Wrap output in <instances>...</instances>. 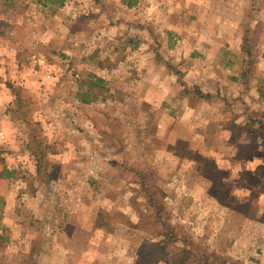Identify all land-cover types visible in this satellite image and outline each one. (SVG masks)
Listing matches in <instances>:
<instances>
[{
	"label": "rangeland",
	"instance_id": "1",
	"mask_svg": "<svg viewBox=\"0 0 264 264\" xmlns=\"http://www.w3.org/2000/svg\"><path fill=\"white\" fill-rule=\"evenodd\" d=\"M182 248L264 264V0H0V264Z\"/></svg>",
	"mask_w": 264,
	"mask_h": 264
},
{
	"label": "trees",
	"instance_id": "2",
	"mask_svg": "<svg viewBox=\"0 0 264 264\" xmlns=\"http://www.w3.org/2000/svg\"><path fill=\"white\" fill-rule=\"evenodd\" d=\"M66 0H37L38 3H40L43 6H62L65 3ZM173 232V231H172ZM172 232H166L165 237L164 238H168V240L173 241H178L181 240L182 242H186L188 240V237L186 236H176V233H172ZM159 250V249H158ZM156 250L158 253H160L162 255V253L164 252V250L158 251ZM181 254L178 255V253L173 254L174 258L180 263V264H211L210 263V255L206 254V251H203L201 256L199 258H197L198 254L197 252H195L194 250H187V248H182ZM160 256V255H159ZM156 260V257H155ZM223 260V259H222ZM216 261V264H219V262H217L216 259H214L213 261H211L212 263ZM222 264H228V261L223 260ZM229 264H237L236 262H229Z\"/></svg>",
	"mask_w": 264,
	"mask_h": 264
},
{
	"label": "crops",
	"instance_id": "3",
	"mask_svg": "<svg viewBox=\"0 0 264 264\" xmlns=\"http://www.w3.org/2000/svg\"><path fill=\"white\" fill-rule=\"evenodd\" d=\"M222 47H223V45H222ZM226 53L227 52H224V47H223L222 48V60H218L217 62H215V65H214V66H216V63H219L218 67L222 68V72H223L224 68H231V66H233L232 64H235V62L226 60V59H228V58H226ZM233 79L237 80V77H234Z\"/></svg>",
	"mask_w": 264,
	"mask_h": 264
}]
</instances>
